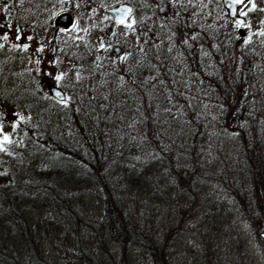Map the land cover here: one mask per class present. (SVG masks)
<instances>
[{
	"label": "rangeland",
	"instance_id": "1",
	"mask_svg": "<svg viewBox=\"0 0 264 264\" xmlns=\"http://www.w3.org/2000/svg\"><path fill=\"white\" fill-rule=\"evenodd\" d=\"M77 1L45 0L34 7L28 0H0V44L6 46L0 70L13 63L31 72L34 91L43 94L51 82L68 105L79 100V110L61 128L94 157L98 176L105 171V188L98 183L100 193L82 196L83 208L101 219L106 190L114 207L152 238L154 254L84 223L65 231L68 224L58 218L56 230L25 244L20 259L27 262L35 252L46 264H264V0H252L241 12L247 21L242 36L221 0H175L184 16L169 24L149 0H115L133 6L128 22L115 27L101 1ZM16 9L22 18H15ZM65 12L70 26H55ZM74 23L77 29L69 31ZM239 37L248 52V76L240 74L243 62L234 50ZM131 56L146 64L130 63ZM97 58L102 65H94ZM234 101L242 116L230 113ZM18 109L4 114L24 116L25 108ZM232 116L241 128L230 126ZM7 121L0 120V140L5 134L16 140ZM257 145L263 162L258 174L250 162ZM149 154L156 159L149 178L131 184L121 167ZM69 238L88 250L86 260Z\"/></svg>",
	"mask_w": 264,
	"mask_h": 264
},
{
	"label": "trees",
	"instance_id": "2",
	"mask_svg": "<svg viewBox=\"0 0 264 264\" xmlns=\"http://www.w3.org/2000/svg\"><path fill=\"white\" fill-rule=\"evenodd\" d=\"M28 1L34 7L45 3V0ZM83 1L87 3L95 0H79L77 3L82 5ZM97 1H101L103 9H106L115 0ZM160 1L149 0L148 4L155 7V13L162 19L161 21L166 24L172 20L176 21L171 0H165V5H161ZM15 11L17 13V9ZM4 16L5 11L0 12V21ZM23 16L22 12H19L15 18ZM229 22L232 26L237 25L231 19ZM111 24L113 27L119 25L114 21ZM1 39L5 42L3 37ZM119 41L122 42V39ZM81 44L86 48L85 54L92 55L86 41H82ZM234 44V50L243 62L240 74L248 76V52L241 46L240 37ZM5 51V45L0 47V54ZM135 61H137L135 64H146L143 58L131 56L130 63ZM91 62H93L91 59L86 61L88 64ZM94 62V65H102L99 58ZM157 62L163 64L160 60ZM11 65L6 71L0 70V120H8L11 125L15 124L18 137L16 140H11L12 143L5 145L7 151L0 152V263L46 264L36 256L34 250H31L34 255L30 254L27 262L20 259V252L25 244L31 246L30 243L36 237L54 232L59 226L58 218L68 224L64 228L65 231H68V227L75 228L77 223H84L95 230L107 233L121 244L127 242L154 254L155 244L152 243V238L114 207L111 196L106 194L108 193L106 190L101 189L105 202L101 219L88 216L83 208L82 196L100 193L98 183L105 188V181L102 178L105 171L102 168L101 176H98L92 159L94 157H91L87 151L78 149L61 128L63 122L68 120L71 122L70 114L76 109L79 110V100L73 98L70 105L64 107L60 101L49 95L46 86H41L43 94L32 89L33 75L29 70H19L17 65L13 63ZM248 81L242 83L241 88L247 86ZM237 104L238 101L233 102L230 113L234 112V115L242 116L239 110L241 108L237 107ZM9 107L17 112L19 107H24L23 119L18 115L14 118L9 116L8 119L4 113L8 114ZM231 119H233L230 122L232 128H241L234 116ZM253 158L250 162L255 167V173L258 174L263 167L258 145L256 156ZM96 160L100 162L98 158ZM154 161L156 159L151 154L143 157L135 155L129 163L121 167L122 175L127 174L130 183L138 185L149 178L146 174L149 173L148 168L154 164ZM106 183L108 186L109 182ZM49 214H53L57 220L53 221V217ZM69 240L76 244L75 254L81 253L80 256L83 257L81 259L86 260L89 255L88 250L78 240L73 238ZM120 262L124 264V261Z\"/></svg>",
	"mask_w": 264,
	"mask_h": 264
},
{
	"label": "water",
	"instance_id": "3",
	"mask_svg": "<svg viewBox=\"0 0 264 264\" xmlns=\"http://www.w3.org/2000/svg\"><path fill=\"white\" fill-rule=\"evenodd\" d=\"M223 6L227 10V16L229 19L233 20L234 22L242 25L245 23V18L243 15H241V11L248 5L250 0H241V2H238V0H221ZM126 9H131L130 12L125 13ZM105 11L110 15L113 21L117 23L118 19H123L124 23H127L132 12V4L128 1H120L112 4L111 6H108ZM72 22V17L68 12L62 13L58 15L54 20L55 26H61V27H68L70 26ZM122 23V24H124ZM243 30L241 27L238 29V34L240 36L243 35ZM112 51L115 56H118L120 54V47L117 45L112 47ZM46 88L49 93V95L54 98L57 101H60L62 97H65L64 92L61 88L56 86L55 84L51 82L46 83ZM59 92L60 96H56V93ZM264 224V219H263Z\"/></svg>",
	"mask_w": 264,
	"mask_h": 264
},
{
	"label": "snow or ice",
	"instance_id": "4",
	"mask_svg": "<svg viewBox=\"0 0 264 264\" xmlns=\"http://www.w3.org/2000/svg\"><path fill=\"white\" fill-rule=\"evenodd\" d=\"M238 2H241V0H238ZM130 11H131V9H126V10H125V13H128V12H130ZM117 23H118V24H122V23H124V21H123V19L121 18V19H118V20H117ZM239 26H240V25L237 24V27H239ZM126 27H127L128 29H132L133 25H132V23H129V24L126 25ZM76 29H77V25L74 23V24L72 25V28H71L69 31H73V30H76ZM85 31H86V30H85ZM17 32L19 33V29H17ZM261 35H264V33H261ZM3 38H4L5 40H7L8 37H7V35L5 34V36H4ZM16 39H17V40L20 39V35H19V34H17ZM28 39L31 40L32 37L29 36ZM245 43H247V41H245ZM0 47H2V45H0ZM14 47H19V46H18V45H14ZM28 47H29L28 44H24V45H23V50L26 51V50L28 49ZM100 47H101V48H104V44L101 43ZM42 50H43L42 48L37 49V51H42ZM120 59L124 60V59H127V57H126V56H124V57H120ZM37 62L39 63V61H37ZM55 79H56L57 81H59V80L62 79V76H56ZM56 96H60V93L57 92V93H56ZM68 101H69V98H68V97H62L61 100H60V103H62L64 107H67V106H68ZM20 119H23V117H21ZM15 127H16V125L13 124V128H15ZM10 143H12V141L10 140L9 136L6 135V134L3 135V139L0 140V152H5V151H7V149L5 148V145H6V144H10Z\"/></svg>",
	"mask_w": 264,
	"mask_h": 264
},
{
	"label": "flooded vegetation",
	"instance_id": "5",
	"mask_svg": "<svg viewBox=\"0 0 264 264\" xmlns=\"http://www.w3.org/2000/svg\"><path fill=\"white\" fill-rule=\"evenodd\" d=\"M157 2V1H156ZM156 4H158V2L156 3ZM171 4L174 6V15L176 16V18H180V17H182L183 18V13L179 10L181 7L179 6V5H183V4H181V1H175V0H171ZM179 4V5H178ZM247 7V6H246ZM245 7V8H246ZM244 8V9H245ZM243 9V10H244ZM242 10V11H243ZM247 23V21H246V19H245V23L244 24H242V25H240V27L242 28V26L244 25L245 26V24ZM243 26V27H244ZM243 30V29H242Z\"/></svg>",
	"mask_w": 264,
	"mask_h": 264
}]
</instances>
